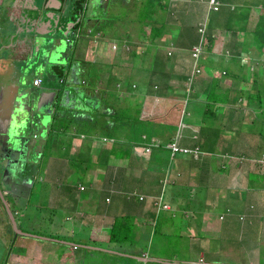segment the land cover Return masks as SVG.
Instances as JSON below:
<instances>
[{"label": "crops", "instance_id": "1", "mask_svg": "<svg viewBox=\"0 0 264 264\" xmlns=\"http://www.w3.org/2000/svg\"><path fill=\"white\" fill-rule=\"evenodd\" d=\"M108 1L109 0H98V2L102 5H106ZM124 1L128 3L130 0H124ZM184 1L186 0H174V2L177 4L179 2H184ZM218 1L221 2L222 0H218ZM232 1H235L236 3H241L240 5L248 6L247 7L248 9H252V10L256 9L257 11H259V7L261 8L264 7V0H260V3H256V4L253 3L246 4V2H249V0H232ZM71 2L73 3V0H0V134L3 135L5 131H8L9 127L12 126L11 122L14 119L13 115L17 113L15 110V106L17 104V98H19L20 91L24 93V90L27 88V85L37 88V90H39L40 92L51 91L55 89L59 91V95L60 93H63L60 97L62 98L64 94L67 93V90L63 86L62 88L59 89L58 86L62 84H67V85L73 84L74 86H76V85H80L81 81L84 82V80H87L89 84L92 87H94L93 89L96 90L97 93H99L100 88L106 86L107 88L115 87V82H117L118 84L120 83L119 77L120 78L124 77V74L121 75V70H120L124 62L129 63L130 61V69L132 74H134V72L136 71V67L138 66V63L134 58L135 55H132L133 51L136 50L132 46V43L136 41L139 42L140 40H142L143 37L139 35L140 33H138V31L134 29L133 24L126 25L124 22H122L123 28H125L123 36H125V34L128 33H130V36H126L125 38H122L123 36L121 37H117V35L113 36L114 32L112 33V35L106 34L102 30L104 25L100 24V27L102 29L101 30L98 29L99 25L97 21H95L96 16L94 15V11L96 8L94 7L90 9V13L89 15H87L86 12L89 9V7H87L83 10L82 20L80 21L79 30L77 31L76 34L77 38H75V39H79V38L85 39V43L84 46L82 47V50L79 48L80 50L76 52L75 58L72 59L71 66L74 67L73 73L71 74L72 68H70L67 70L68 73L66 72L65 76H62L63 70L61 66L65 62L52 63L51 68L47 71L30 70L26 72V69L29 67L28 66L29 63H31V58L33 54H35L36 52L35 50L38 48L35 40L39 34L50 32L52 29H54L57 26L59 28L62 27L61 29L67 31L68 33L69 30L67 29V25H69V27H74L72 24L69 23L71 22V20L75 18L77 12L73 11L72 13L68 11L69 4ZM174 2L172 1V4L170 6L169 0H154V4L156 5V10H159L157 15L159 18H161L162 23L166 25H169L168 14L169 11L171 10V7L174 6L173 5ZM195 2H196L195 5L198 6V10L201 12V16L198 18L196 12H192L190 14L182 11L183 16L181 18H183V22L184 25H186V27H188V25H194V23L195 24L200 23L205 19L207 25L210 22V15H211L210 13H212L210 8V0H195ZM193 10H196L194 6H193ZM172 16H174V13H172ZM109 22L110 20L107 21L108 25ZM117 23L118 22H116V24ZM185 32L188 31L184 29V33ZM113 42L120 44V49L116 53L111 52L110 50L111 48L110 45ZM108 50L110 51L111 54L109 53ZM243 52H242V57L244 58L247 57L249 59L252 58L254 59V57L257 58L254 53L249 54L250 51H243ZM218 54L221 53L215 54L216 57L219 58L220 56ZM68 55L69 54L67 53L66 56L68 57ZM230 55L231 53L228 50L225 51L224 63H222V66L220 64L219 66L214 67V71L216 74H218V82L220 83V85L223 88H227L228 91L230 92L232 91L234 95L236 94V96L234 97L237 98L238 102L237 104H228L229 107L227 106L228 114L226 119H223L225 114H219V116L216 117V119L214 120L215 123L213 125V128H207L206 126L204 127L200 125V128L192 132L193 135H198V136L201 135V137L205 138L208 136L209 132L217 131L216 134H223L224 136V133H229L232 137L237 138L243 135V133L248 134V132L251 130V129H245V126H243L241 122L246 121L247 119L246 111H248V109L254 111V109H256V107L259 106L258 104L259 102L256 100L257 101L256 107H253L252 104L255 100L253 101V99L246 98L247 97L246 90L239 88L241 82L239 83L238 81L239 77H237L238 76L237 72L235 73L234 77L232 75V72L238 70L237 62H241L242 59L238 58L237 56L233 63L232 56ZM111 56H113V59L110 60ZM260 56L261 58H263L264 53ZM178 58H176V60ZM249 59H248V65L249 62L251 61ZM101 60L102 63H100ZM82 61L84 64H80ZM256 61H257L256 63L257 70L260 69V71L258 72L260 75H263L264 64H261L262 67H260L258 64L260 63L261 60L259 59ZM88 62L89 63L95 62L102 64V67H100V69H103V65L109 64L110 66L108 67L111 70L106 69V71L104 70V72L102 70L101 73L102 74L104 73V75L102 74L99 75L98 73L97 74L98 77L94 78L91 76L90 71H86V74L84 72L85 65ZM182 62L185 64V61ZM234 67L237 70H235ZM115 68L117 69V75H118L116 80L114 79ZM251 69L253 68L251 67ZM57 72H59V75H56ZM131 72L128 73V75L131 74ZM37 78H41V82L39 84H34V81ZM163 78H164L163 76H159V77H155L154 79L161 80ZM138 80L140 81L142 80V78L137 77V79H135L136 83L139 82ZM171 81H175V80L172 79ZM142 83L143 86H145L144 79ZM259 83L261 82L258 81L257 84ZM129 84H130L129 82L125 83V85H129ZM85 87L84 86L81 87L83 92L82 95H87L86 98L89 100L91 96L94 97L93 96L94 94H89L88 92L91 91H88L87 88ZM67 94L65 95V97H63L64 99L63 103L67 101L66 100ZM59 95H57L56 103H58V101L61 100L59 98ZM150 97L152 99H150ZM158 97H160V95L156 93L147 95L145 97V99L147 100V107L148 106L150 108L153 107L154 104L153 101H155V99ZM90 103H92V99H90ZM54 106H53V111H54ZM143 107L146 106L143 105ZM158 108L159 106L155 104L154 110H157ZM98 115L99 113L96 115V118L98 117ZM143 115H145L144 119H151L152 117V115L147 112V109L143 110ZM86 116L88 117V114H84L81 117L84 118ZM151 120L157 121L154 119ZM37 124L41 126L45 125L44 123H37ZM150 126L152 127V129H156V127H153L154 124ZM262 128L264 130V125L262 126ZM17 129L19 130V132L17 133L18 135L22 134V132L24 131L23 128H21L20 126H17ZM34 131L37 132V129H34ZM260 132L261 129L260 131H257V133L261 136V139L258 141L256 146L257 153L256 155L254 154L252 155V157L256 158L257 160L255 167L251 166L247 162H243V163L237 161L235 163L230 162V159H228L227 161L225 160L221 164L218 163L208 164L211 165L210 170H215L216 168L214 167L215 165H217L220 168L219 170L224 168V166L227 167V165L229 166V169L235 167V174H236L235 177L236 178L240 177L239 179H237L238 186L234 188L236 190H233L235 178L233 180L230 179L225 180L222 178L200 177L198 179H194L196 182L193 181V179H187L185 181H182L181 183L176 184L175 180L172 181L170 179H167L168 175H166L167 173L166 172L165 176L157 173L160 176L159 181L156 180L155 182H153L156 191H154L153 188H151L148 194L147 193L144 194L138 189H136V187L134 186L133 190L130 191L131 193H133L134 195L133 197H129V196L126 197L125 194L123 193L115 194L114 197H111L108 195L107 196L104 195L103 192L105 189L104 186H106L107 181L105 179L102 180L103 176L99 174L100 176H97V179H94L93 177L92 184L89 185L87 188L84 183L80 182L79 184L81 187V191L78 190V192L76 193L77 195H72L75 194L71 192L73 190L72 188L74 187V185L72 187L71 186L72 184L70 185V183L65 179L63 180L55 179L58 183L63 182V186H64V188L62 189L63 195L60 196H64L65 199H63V202H61L63 204L60 206L61 209L60 212L66 211L68 213L66 219L68 221H71L72 222L71 224L80 226L82 229L83 227H88V230H90L84 242L81 241V242L72 243L73 246L75 244L79 246L78 249L74 248L73 250L78 251L81 247H83V244L87 243V245H84L85 248L87 247L88 249H90V251L88 252L96 256L98 255V253H100V251L105 252V250L95 248L94 246H89V245L100 244L99 245L100 247L103 246L109 249L105 254L107 258L106 257L104 258L102 264H115V263L116 264L118 263L119 264H217L218 260H215L216 258L213 257L212 255H211V259L209 260L206 259L202 245L199 246V255L197 259H195L196 258L195 257V258H191L189 261H183L178 257H176L173 260H171L169 263V261L166 258L152 256L148 251V249L145 248L146 245L141 244L144 241L150 242V237L146 238L140 244L134 243V241L130 239L131 232H133L137 227H140L141 225L149 226V224L152 223L153 219L157 216V214H159L162 211H167V215L170 216L167 217L166 221H169V218L171 217H177L176 213L180 209L177 208L176 202L175 203L172 202L174 201V199L172 200L169 199L170 196L177 199L179 196L182 195L186 196L185 191H188L190 193L192 192L191 195H194V193L198 191L199 193L198 198L200 200H204L205 203L207 204H205L206 206L204 211L194 212L192 216H190L189 218L191 217L193 218L194 216H198V215H205L206 219L209 218V225L202 226V229H205L203 230V233H206L204 231H207L206 234H209L212 231H223L224 234L223 238L226 237L227 239L229 237V239L232 241L233 238H231V231H232L231 228L232 226L230 223L231 221L224 223V225H218L211 216L214 213H216L217 209H224L225 212H223V214L221 213L219 216V218L222 221L226 220L228 216L237 217L241 221L245 231L244 232L245 241H243L245 248L242 249L237 246L238 247L236 252L237 256H240V253L246 252L251 257V262H250L251 264H259L260 262L259 259L261 256L263 257L264 254V214L262 212L264 209V205H263V201L261 200V202H259V205H257L256 208H251L253 205L252 204L253 200L256 198L258 199V197L255 196L254 192L251 193L250 191L264 190V181H263L264 156H260L258 152L260 149H263L260 152L264 154V134L263 131L262 134ZM1 140H3L2 136L0 137V144H1ZM219 140H220L219 143L221 144L227 142V141H222V139ZM242 143H243L242 140L241 142L238 143L236 142L231 143L232 145L239 147L238 151H235V149H230L229 151L222 150L221 153H226L229 156L231 154L245 155L247 150L243 149ZM37 144L34 145V142H31L26 148L27 150L29 149L28 151H31L33 149L35 150L37 148ZM88 144H90V142H88ZM195 144L201 146L200 149L202 150V158L204 159L207 158V155L218 153L214 149H210L209 146H205L200 142L198 143L194 142L190 145L194 146ZM0 147L2 148V145H0ZM32 147L34 148L32 149ZM75 151L77 152V149H75V145H73L71 156H75L79 153L78 152L75 155H73ZM134 153L137 154V157L139 159H144L143 158L144 155H142L143 152H141L140 149ZM36 154H40V152L36 150ZM33 158L36 159L37 157L33 156ZM208 160L209 159H207L206 161ZM191 163L194 164L193 165L194 168L192 167V171H201L197 169V167L200 166L201 164L196 163V161ZM206 163L207 162H205V164ZM52 167L54 168L53 165H51L49 168L46 167L47 176L50 177L49 178L50 180H53V178L51 177H56L51 170ZM115 167L116 166H111L109 167V170L116 175V171L117 170L121 171V168L120 167L115 168ZM131 169L132 168L130 167H127V169L125 168L126 170L125 175L130 180V182L131 180H133L134 182L137 180L141 181V179L137 178L136 176L134 178L131 177L130 179L129 176L131 175L129 174L131 172L130 171ZM144 171L148 174L149 171L153 172L154 170L153 167L152 168L145 167ZM98 173L95 174L98 175ZM189 174L193 175L192 172ZM9 183L13 190H10L9 188L3 190L1 187L0 188L3 190L5 197L7 194H9L12 197H14L16 200L18 194H15L14 192H18V189L17 187H14L12 180H10ZM101 185L103 188H100ZM180 186L185 188L184 189L185 191L182 190ZM99 188L101 190H99ZM174 188H175V193H172V190ZM8 189L10 190V193L7 192ZM84 190H88L91 192H95V191L98 192V190L100 191L101 202H97V203L100 204L99 208L101 206V210L100 209L99 210L97 209L96 211L88 210L89 204L94 203V201L93 200L90 201L89 199H84L81 196V192ZM65 191H70V192L65 193ZM112 191L114 192V190ZM147 197L150 200H147ZM157 197H160V199L156 200ZM84 202H86V209L83 208L82 205V203ZM7 203H8V207H10V203L8 201ZM163 203H167L168 206H170L171 208L169 209L163 208L162 206ZM148 206L152 207L153 211L148 212V210L150 209L148 208ZM5 207H6V203H5ZM22 208L23 206H21V208H17L15 212L18 213L19 211H23ZM11 210L13 211L12 208ZM180 211L182 213L186 212V210H180ZM14 216L16 218L15 214ZM54 217L55 218L51 220V222L55 226L53 232L57 231L58 227L61 228V226H63L62 225L63 222L60 221L58 222L59 218L58 216H56V214ZM88 221H93V224L89 225ZM117 221H119L120 224L123 222L130 223L131 232L129 234V237L126 236L124 242H119L117 240V238L122 235L121 231H118L117 235L116 234L114 235L113 238L114 240L110 238V230L114 228ZM72 230L74 229L72 228ZM258 235H261L262 238L257 237ZM53 241L55 240L53 239ZM211 241H213V238L210 239V242ZM231 243L233 242L229 243V247ZM254 256L255 258H253ZM109 257L114 259H109ZM100 258L101 255L92 257V259L98 264L100 263ZM87 260L88 258L85 257L84 254L77 253L76 258L75 260L73 259L72 263L84 264ZM237 260H239V258H237Z\"/></svg>", "mask_w": 264, "mask_h": 264}, {"label": "rangeland", "instance_id": "2", "mask_svg": "<svg viewBox=\"0 0 264 264\" xmlns=\"http://www.w3.org/2000/svg\"><path fill=\"white\" fill-rule=\"evenodd\" d=\"M85 1L86 0H84V2ZM145 1L146 0H143V1L142 0H130L127 3L124 0H109L106 3V5H102L98 2V0H89L88 4L91 7L90 9L94 7L96 8L94 11V15L96 16L95 21H97L99 25L98 29L99 30L102 29L100 27V24L107 26L108 28L104 30L106 33L114 32L116 34H113V36L117 35V37H121L124 35V31H125V28H123L122 22H124L126 25L135 24L137 26L138 13L140 12V9L143 6V3L144 4L146 3ZM172 1L174 2V0ZM172 1L169 0L170 6L172 4ZM249 2L250 4L251 3L256 4L260 2V0H249ZM195 4H196L195 0H186L184 2H179L178 4L174 2L173 4L174 6L171 7V10L169 11V14H168L169 25H167V30H169L171 37L179 38L180 40L185 38L184 29H182V27H185V25L183 24V18H181L183 16L182 11L190 13V14L192 12H196L197 17L199 18L201 16V12L198 10V6H196ZM193 6L196 8V10H193ZM90 9L88 10L87 15H89ZM172 13H174V16H172ZM257 15H258V12H257ZM255 17H256V12H254V15L253 14L251 15V18L248 21L247 26L249 30L253 29V26L256 22L255 19H257V17L256 18ZM108 20H110L109 25L107 24ZM205 21L206 19L203 20L202 22L204 23ZM116 22L118 23L116 24ZM191 26H195V23L194 25H190V27ZM126 36H130V33L125 34V36H123L122 38H125ZM251 37L253 38V36ZM75 38H74L75 41L72 43V45L70 47L69 46L66 47L64 49L63 54L59 56L58 58V59H62L63 63L65 62L61 66L63 70V74H66L67 70L70 68H72L71 74L73 73L74 67L71 66L72 59L75 58L76 52L79 51L80 49L82 50V47L84 46L85 39H82V38L75 39ZM182 42L180 44H182ZM217 44H216L217 46L215 47V53H222L223 52L222 45L220 43H217ZM110 46H111L110 48L111 52H114V53L118 52L120 49L119 43L113 42ZM132 46L136 50L139 47H141V50L146 49V51H148L149 40L142 39L139 42L138 41L133 42ZM193 50H195V48H193ZM179 51L183 55H180L177 60L176 58L173 59V56H171L169 58V61H171L172 63L174 62L176 64V70L180 73H183L184 63L182 61H185V63H188L187 61H189L191 57L189 55V52H187L188 50H185L186 52H184L183 49L180 48ZM163 52H166V51L162 50V53ZM67 53L69 54L68 57L66 56ZM133 53L132 55H134ZM137 54L138 55L135 56V59L138 65H141V56H140L141 53L138 52ZM162 55L166 58L167 52L166 54H162ZM111 59H113V56L110 57V60ZM148 59L149 58L146 57L147 61ZM260 60H261L260 63L264 64V56ZM100 63H102V60ZM80 64H84L83 61ZM249 64H251L250 68L252 67V68L257 69L256 67L257 64L255 65V63H252L251 61L249 62ZM108 66L110 65L109 64L104 65L103 68L105 71L106 69H110ZM97 70H98L97 64L89 63V62L85 65V68H84V72L90 71L91 76L94 78L98 77V75L95 74ZM120 70H121V75L123 74L126 75L130 73L131 72L130 61L129 63L124 62ZM157 70H161V69H157ZM101 71L102 69L99 70V75H101ZM138 71H142V70L138 68V70H136L134 74L142 79H145L146 77L149 76V74H145L144 72L141 73ZM258 71H260V69H258ZM56 75H59V72L56 73ZM117 77H118L117 69L115 68L114 79L116 80ZM154 77H159V75H154ZM260 77L261 78L259 81L261 83L257 84V87H259L258 91L260 90L262 92V96H264V73ZM173 79L175 81H171L172 79L170 81L173 83L180 84L179 79L177 78H173ZM213 79L215 80V82H218V78L213 77ZM142 84L143 83L141 82V86ZM183 85H185V83H183L182 86ZM29 86L30 85H27V87ZM62 86L67 90L68 94L65 93L63 96L65 97V95L67 94V97H66L67 101L63 103L64 102L63 97L60 98L61 100L59 102V106L54 107V111L50 113L49 117H47L48 119L46 122L44 120L45 122L44 126L38 125L36 122H34L33 124V121L31 119L33 118L34 114L30 113L33 110L30 109L29 105H27V107L25 106V101H20L19 98H17L16 106L19 104V101H20L24 104V107H26L27 110H30V112L24 111L27 114L23 115V117H25L27 121L24 122L25 129L22 132V134H20L19 136L29 137L28 142H26V144L28 143L27 146L31 142H34V145L38 143L35 151L40 150L41 152L40 154H36L34 150H32V152L29 153V157L31 158L33 156H36L37 158L35 160L31 158L32 160V162H30L32 163L31 169L27 173V176L24 175L23 177L21 176L22 175L21 174L20 178L18 177L17 183L12 181L13 185H15V187H17L19 191V192H14L15 194H18L17 195L18 200L16 199L17 200L16 201L15 198L9 194L6 195V199L10 203V207L13 209L14 212L16 211L17 208H21V206H23L22 208L23 211H19L18 213L15 212L14 214L16 215L20 230L28 234L18 233L15 230L14 226L12 228L11 217L8 214V210L5 208L4 199L0 195V264H73L72 263L73 259L75 260L77 253L84 254V256L88 258V260L84 264H98L92 259V257L101 255L99 264H102L104 258L106 257L105 254L107 250H109L103 246L100 247L99 246L100 244L99 245H89V246H94L95 248L105 250V252L100 251V253H98V255L96 256L88 252L89 250L86 249L84 246L86 244H83V247H81L78 251L73 250L74 247L72 243L81 242V241L84 242L90 230H88V227H83L82 229L80 226L71 224L72 222L66 219V216H68V213L66 211L60 212L61 211L60 206L63 204L61 202H63V199H65L64 196H60V195H63L62 189L64 188V186H63V182L58 183L55 179H62V180L65 179L66 181L70 183V185L72 184L71 185L72 187L74 185V187L72 188L73 190L71 192L75 193L72 195H77L76 193L78 192V190L81 191V187L79 183L84 182L87 188L89 185L92 184L93 177L94 179H97V176H100L99 175L101 172L100 167H102L103 165L102 163L98 162V160L96 159V156H91L94 158H92L90 162L96 165V167H98L97 170L100 171L98 175H95L93 177L92 175H89L90 174L89 171L87 173H84L82 169H77V167L73 165L72 160L82 159V158L87 157L89 155V148L93 147V145H91L90 147V145L86 143L88 140L84 138V135H81V136L85 140L86 144H84V140L79 139V137L75 138L74 135L69 132V130L63 132L64 125H62V121L60 120V117L68 115L70 111L76 114L74 123L71 125V127L74 128L75 131H77L76 125L78 126L80 122L83 120L81 116H83L84 114L92 115L94 113L92 109L86 106V103H88V99L82 96L83 94L82 89L76 90L78 95L80 96L79 97L72 90V87H74L73 84L72 85L62 84L58 86L59 89L62 88ZM247 86H249V83L246 84L244 82L242 84L243 88H247ZM242 87L239 86V88H242ZM253 91L255 92V89H253ZM88 93L94 94V95L98 94L96 90H92V92H88ZM19 94L22 97H24V93L22 91H20ZM164 98L165 97H162V96L156 98L155 101H153L154 103L153 107L150 108L149 106L148 107L146 106V107H143V110L147 109L148 113H150L151 115L152 113H154L155 118H159L163 121H165L164 118L162 117L164 113L171 114L170 119L174 121V126H172V135H171L172 139H170L169 141L175 140V141H179V145L181 146H186V145L191 146L190 144H192V141L190 140V138H188V136L192 135V132L194 130L187 126H184L183 128L182 127L179 128L180 126L179 118H180V115L182 114L183 108L185 107V102L183 101V98L178 97L174 101H171L170 99H164ZM96 104H97L96 105L97 107L101 108L100 103L96 102ZM155 104L157 106H163L164 109L161 110L159 113L155 112L154 110ZM256 104H257V101L255 100L252 106L256 107ZM173 105H175L176 108H171ZM180 108H182V111ZM258 108L260 107L259 106L256 107V110ZM17 109H21V108H17ZM256 110L254 109V111H252L251 109H248V111H246L247 113L244 112L247 114V119L246 121L241 122V124L245 126V129L252 130V131L250 130L248 134L243 133V135L237 138L232 137L229 133H224V136L223 134H217V135L211 134L206 137L205 139L206 142L203 141V144L205 146H209L210 149H214L218 153L207 155L206 159L202 158L201 160L196 162V163L201 164L200 166H198L199 168L197 167V169L201 171H192V167L194 168L193 166L194 164L191 163V160H190L191 156L181 155L177 159H175V156L174 157L172 156L170 161L175 163V165H173L174 172L171 174L167 173L168 175L167 179H170L172 181L175 180V183L178 184L187 179H193V181H195L194 179H198L200 177L222 178L225 180H229V179L233 180L235 178L233 190H236L234 188L238 186L237 179H239L240 177L238 178L235 177L236 176L235 167H232L231 169H229L228 165L227 167L223 165L224 166V168H222L223 170L222 169L219 170L220 168L217 165H215L214 166L216 167L215 170H210L211 165H208V164L209 163L221 164L225 160L227 161L228 159H230V162H234V163L236 161L242 162V163L247 162L251 166L255 167L257 160L256 158L252 157V155L253 154L256 155L257 153L256 146H257L258 141L261 139V136L257 133V131H260V129H262V126H263L262 123H260L259 126L258 124H254L253 119L256 117V113H255ZM262 110H264V104L257 111V114ZM219 111H220V114H225L223 119H226L227 114H228V108L223 107ZM57 113L59 114L61 113L59 117L57 116ZM22 114L24 113L22 112ZM173 116H176V119H174ZM262 117L264 118V116ZM166 123H169V122H166ZM150 124L151 123H149V127L151 128ZM49 128L53 129L52 132L49 130ZM34 129H37V132L34 131ZM48 130H49V133H48ZM263 134H264V130H263ZM20 137H18V141H20ZM240 138L243 142L242 143L243 149L247 150L245 155L231 154L230 156H228V154L226 153H221L222 150L229 151L230 149H235V151H238L239 147L232 145L231 143L241 142ZM104 139H105V136H102V140ZM208 139L211 142V144L207 143L209 142ZM219 139H222V141H227V142H224V144H221L219 143L220 141ZM109 141L113 143L112 139H109ZM21 142H18V143H21ZM95 143L96 144H94V147H96L97 143L99 144L98 146H100L102 142L100 143L95 142ZM73 145H75V149H77V152L75 151L73 155L79 152L75 156H71ZM262 150L263 149H260L258 151L260 156L264 155L262 154V152H260ZM143 151L146 152L145 149ZM176 155H179V153H176ZM0 158L2 160L1 161L2 164L5 165L7 161L4 159V156L2 155L1 151H0ZM207 159L209 160L206 161ZM111 160L112 162H114L112 165H115L116 166L115 168H118V167L126 168V169L127 167L132 168L129 174L131 175L129 176L130 179L131 177L134 178L135 176L141 179V181L137 180L135 182L131 180V182H129V188H127L126 191L133 190V188L131 187V184H133L136 187V189H138L144 194L145 193L148 194L151 188H153V190L156 191L153 182H155L156 180L159 181L160 176L157 173H159L160 175H164L166 173V169L163 167L160 168L161 171H158L155 167H153L154 171L148 172V173H153V174L149 175L144 171L143 168L149 167L151 164L149 165L141 164L140 165L141 167L139 166L136 167L135 164L134 165L132 164L133 161H131V158L125 156L123 152L116 153L115 155H113ZM205 162L207 163L205 164ZM51 165L54 166V168L52 167L51 170L53 174H55L56 176V177H51L53 178V180L49 179L50 177L47 176V171H46V169L49 168ZM1 171L2 170L0 167V187L4 190L8 187H11L9 181L12 179H10L7 175L6 176L8 178L5 179V177L1 174ZM191 172L193 173V175L189 174ZM140 186L143 190L140 188ZM180 187L182 188V190L185 189L182 186ZM100 188H103L102 185ZM100 188L99 190H101ZM99 190L98 192L96 191L91 192L88 190H84L81 192V196L84 199H89L90 201L91 200L94 201V203L89 204L88 206L89 211H96L97 209L101 210V206L99 208L100 204L97 203V202H101ZM111 190H114V189L112 188ZM7 192L10 193V190L8 189ZM69 192L70 191H65V193H69ZM103 192L105 196L108 195L111 197H113L114 195L113 193H115L113 191H109L108 189H104ZM250 192L251 193L254 192L255 196L258 197V199L256 198L253 200L252 204L254 206L259 205V202H261V200L263 201V205H264V196H263L264 190H258V191L254 190ZM172 193H175V188L172 190ZM191 193L188 191H185L186 196L182 195V196H179L177 199L173 198L172 196H170L169 198L171 200L174 199V201L172 202L174 203L176 202L177 208H179L180 210H186V212L182 213L180 210H178V212L176 213L177 217H171L169 218V221H166L167 217H170V216L167 215V211H162L159 214H157V216L153 219L152 223L149 224V226L141 225L140 227H137L133 232H131L130 239H132L134 243L140 244L146 238L150 237V242L144 241L141 244L146 245L145 248L148 249V251L150 252L152 256L166 258L169 261V263L171 260H173L176 257H178L179 259L183 261H189L191 258H195V257H196L195 259H197L199 255V246L202 245L203 251L205 252L206 259L207 260L211 259V255H212L213 257L216 258L215 260H218L217 264H251L250 263L251 257L246 252L240 253V256H237V253H236L238 247L242 249L245 248V245L243 244V241H245L244 239L245 231H244L241 221L237 217H234V216H228L226 220L222 221L219 218V216L221 213L223 214V212L225 211L224 209H217L216 213H214L211 217L216 221L218 225H224V223L231 221L230 222L232 226L231 227L232 228L231 238H233L232 241L229 239V237L227 239L226 237L223 238V235H224L223 231H212L209 234H206L207 231H204L206 233H203V230L205 229H202V226L209 225V218L206 219L205 215H198V216H194L193 218L192 217L189 218V217L192 216L194 212L204 211L205 206H206L205 204L207 203H205L204 200H200L198 198L199 196L198 191H196L194 195H191ZM147 200H150V199H148L147 197ZM82 205H83V208L86 209V202L82 203ZM148 208H150L148 212L153 211L152 207L148 206ZM165 208L169 209L171 207L167 206ZM262 212L264 214V209ZM55 214L59 218L58 222L59 221L63 222L62 224L63 226H61L60 228L56 225L59 231L57 230L53 232L55 229V226L51 222V220L55 218L54 217ZM154 221H155V224H154ZM88 224L89 225L93 224V221H88ZM72 228L74 230H72ZM257 237L262 238L261 235H258ZM52 238L55 241H53ZM212 238H213V241L210 242V239ZM230 242H233L234 244L231 243L229 247ZM237 258H239V260H237ZM253 258H255V256ZM109 259H114V258L109 257ZM259 261H260L259 264H264V254H263V257L262 256L260 257Z\"/></svg>", "mask_w": 264, "mask_h": 264}, {"label": "trees", "instance_id": "3", "mask_svg": "<svg viewBox=\"0 0 264 264\" xmlns=\"http://www.w3.org/2000/svg\"><path fill=\"white\" fill-rule=\"evenodd\" d=\"M145 2L146 3H143L138 13L137 26L133 24L134 29L143 37L142 39L149 40L148 51H146V49L141 50V47L134 51L135 56L138 55V52L141 53V65H138L136 70L139 68L142 71L138 72L149 74V76L144 79L145 86H143V84L141 86L143 79L140 81L138 80L139 83H136L135 79H137L138 76L135 74H126L123 78L119 77L120 83L118 84L115 82V87L107 88L106 86L100 88L99 93L93 95L94 97H90L89 95L90 98L86 106L92 109L94 114H88L90 116L84 117L78 126L75 124L77 131L71 127L74 123L76 114L70 111L71 114L67 112L69 113L68 115L60 117L62 125H64L63 132L69 130L75 138L79 137V139L82 140L84 139L81 135H84V138L88 140L86 143L90 142V147L91 144H93L94 147V144H96L95 142H102L100 146H98L99 144L97 143L96 147L89 148V155L87 157L75 160L72 158V163L77 169H82L84 173L89 171V175L93 177L100 172L97 170L98 167L90 162L91 159L94 158L91 156H96L98 162L103 164L102 167H100V174L103 176L102 180L105 179L107 181L104 187L109 191H112V188L114 189L115 193H113V197L115 194L122 193L125 194L126 197L134 196L130 191H126V189L129 188L130 180L125 175V168L120 167L121 171L117 170L116 175L109 170V167L115 166L112 165L114 162H112L111 159L116 153L123 152L125 156L131 158V161H133L132 164H135L136 167H141V164H151L149 168L155 167L158 171H161L160 168L163 167L169 174L174 172L173 165H175L174 162L170 161L171 157L175 156V159H177L181 156L179 151H175V143L179 145V141L171 143L162 142H167L172 139L171 135L174 121L170 119L171 114L164 113L162 116L164 120L169 123L163 120L152 121L151 119H157L154 113H152L151 119H144L143 105L147 106V100L145 99L147 95L156 93L165 97L164 99H170L171 101L181 97L185 102V107L183 108L186 112L184 121L187 124H194L196 119L200 125L213 128L215 123L214 120L220 114L219 110L223 107H229L228 104H237L238 102L237 98L234 97L236 94L234 95L232 91L230 92L227 88H223L219 82H215L213 79V77L218 78V74H216L217 76L214 74V67L220 64L222 66L225 60V51L228 50L231 53L230 56H232L233 63L237 56L242 59L241 62H237L238 70L234 67L237 71H233L232 75L234 77L237 72V77H239L238 81L239 83L241 82L239 85L240 87H242L244 82L246 84L249 83L247 88L242 87V89L247 92L246 98L257 100L260 108L264 104V96H262L260 90L258 91L259 87L256 85L262 75L259 74L257 69L250 68L251 65H248V57H242L243 51H250L249 54L254 53L257 58L254 57V59L252 58L249 60L256 65V60L261 59L260 55L264 53V7H259V11L256 9L252 11V9L247 8L248 6H242L240 5L241 3H236L232 0H222V3L216 0L219 5L221 3V6H219L218 8L220 9L216 11L215 5L210 4L212 13H210L209 24L206 27H203L206 22L196 23L195 26L191 27L190 25H188V27L185 25V27L182 28L186 29L188 32H185L184 39L179 40V38L170 36L167 25L162 23L161 18L158 17L157 14L159 10H156L154 0H146ZM246 4H250V2H246ZM254 12H256L257 19H255L256 22L253 29L249 30L247 26L248 21L251 15H254ZM107 28V26H103L102 30L104 33H106L104 30ZM106 34L112 35V32ZM251 36H253V38ZM181 42L182 44H180ZM217 43L222 45L223 51L221 54H218L220 56L219 58L215 55ZM198 46L200 48L199 50H193V47ZM180 48H182L184 52L188 50L187 52H189L191 57V59L187 61L188 63L184 64L183 73L178 72L176 70V64L169 61L171 56H174L173 58H178L180 55H183L179 51ZM162 50L167 52V59L162 55L166 54V52L162 53ZM168 50H171V53H169ZM192 52L198 53L199 55L191 56ZM146 57L149 58L148 61ZM95 64H97L98 69L95 74H98L102 64ZM258 65L262 67L261 63ZM196 68L201 72L197 71ZM102 70L104 72V68ZM102 75H104V73ZM154 75L163 76L164 78L161 80L154 79ZM62 76H65V74L62 73ZM174 77L179 79L180 84L170 81ZM126 82L130 84L125 85ZM183 83H185V85L182 86ZM83 86H86L85 88H87L88 91L92 92V90H94V87H92L87 80H84V82L81 81L80 85L74 86L72 90L79 96L76 90L81 89ZM253 89H255V92ZM62 94L63 93H60L59 98ZM82 96H84V98L87 97V95ZM90 99H92V103H90ZM150 99L152 98L150 97ZM59 102L60 101H58L54 107L59 106ZM96 102L100 103L101 108L96 106ZM171 108H176V106L173 105ZM260 108L257 110L255 109L256 117L253 119L254 124H258V126L260 123L264 125V118L262 117L264 116V110L257 114ZM163 109V106H159L155 112L159 113ZM98 113L99 115L96 118ZM60 114L57 113V116L59 117ZM173 118L176 119V116H173ZM180 119L181 117L179 121ZM149 123H151L150 125L154 124L153 127H156V129L150 128ZM49 130L52 132L53 129L49 128ZM262 131L263 128L261 129V134ZM216 133L217 131H211L208 135H217ZM102 136H105L104 140H102ZM109 139H112L113 143H111ZM205 139L206 137H201L199 142L203 144V141L206 142ZM86 143L84 140V144ZM145 148H147L146 153L143 151ZM139 149L143 152L142 155H144V159H139L137 154L134 153ZM38 152L41 151L38 150ZM1 153L7 154V152ZM176 153H179V155H176ZM190 155L191 162H195L196 159L193 154L190 153ZM148 174L152 175L153 173ZM131 186L132 188L134 187L133 184H131ZM159 199L160 197H157L156 200ZM11 225L13 228L12 222ZM130 230V223L123 222L120 224L119 221H117L114 228L110 230V238L114 240V235H117V232L121 231L122 235L118 237L117 240L119 242H124L126 236L129 237ZM85 244L87 245V243ZM75 246L76 248L73 247L78 249L79 246ZM86 249L88 248L86 247ZM88 250L90 251V249Z\"/></svg>", "mask_w": 264, "mask_h": 264}, {"label": "water", "instance_id": "4", "mask_svg": "<svg viewBox=\"0 0 264 264\" xmlns=\"http://www.w3.org/2000/svg\"><path fill=\"white\" fill-rule=\"evenodd\" d=\"M88 2L89 0H86L85 2L84 0H73V3L71 2L69 4L68 11L72 13L73 11H76L77 14L75 15V18L69 23L74 27H69V25H67V29L69 30L68 33L67 31L62 30V27L59 28L57 26L50 32L39 34L37 36L35 42L37 43L38 48L35 50L36 52L33 54L31 63H29V67L26 69V72L30 70L47 71L51 68L52 63H61V61L63 62L62 59L58 58L63 54L66 47H70L72 45L74 38L77 37L76 34L79 30L80 21L82 20L83 10L87 7L90 8ZM57 95H59V91L55 89L51 91L40 92L37 90V88L32 86H29L24 90V97L19 95V100L25 101V106L27 107V105H29L30 109L33 111L30 112V110H27V108L24 107V104L19 101V104L15 108L17 113L13 115L14 119L11 122L12 126L9 127L8 131H5L3 135L0 134V137L2 136L3 139L4 150L7 152L6 155H3L4 159L7 161L6 164H2L1 158L0 164L4 169L3 172L5 175L12 179V181L17 182L18 177L20 178V174H22L21 176L23 177L24 175L27 176L32 164L30 162H32L31 158L33 157H29V153H31L32 150L30 148L31 151H28L29 149L27 150L26 148L28 144H26V142H28L29 137H20L17 134L19 132L17 126H20L23 128V130L25 129L24 122H26L27 119L23 117V115H26L27 113L24 111L34 114L35 117L32 114L33 118L31 119L33 122L45 123L44 120H47V117H49L50 113L53 112V106L56 103ZM22 112L24 114H22ZM18 137H20V141H18ZM34 152L36 153L35 150ZM33 160H35V158H33ZM7 210L15 230L21 234H28L19 229L11 208L7 206Z\"/></svg>", "mask_w": 264, "mask_h": 264}, {"label": "clouds", "instance_id": "5", "mask_svg": "<svg viewBox=\"0 0 264 264\" xmlns=\"http://www.w3.org/2000/svg\"><path fill=\"white\" fill-rule=\"evenodd\" d=\"M214 1V2H213ZM210 4H213V5H216L217 4V6L219 7L220 5H219V3L218 2H216V0H210ZM220 8H218V9H216V11H218ZM207 26V23L206 24H204L203 25V27H206ZM193 48H195V47H193ZM169 53H171V50H169ZM193 54H194V52H192L191 53V56H193ZM197 69V71H200L198 68H196ZM201 72V71H200ZM41 79V78H40ZM181 111H182V109H181ZM181 113V112H180ZM185 109H183V111H182V114L180 115V117H181V119H180V126H179V128H183L184 126H187V127H189V128H191V129H193V130H197L198 128H200V124L198 123V121L195 119V123L194 124H192V125H190V124H187L185 121H184V117H185ZM155 120H157V121H159V120H161V119H159V118H157V119H155ZM195 128H197V129H195ZM200 137H201V135H193V133H192V135H189L188 136V138H190V140L192 141V143H194V142H199V140H200ZM162 142H164V143H171V142H177V141H175V140H172V141H167V142H165V141H162ZM160 143V142H159ZM210 144H211V142H209ZM175 147H176V149H175V151H179L180 153H181V155H188V156H191L190 155V153H192L193 154V156H194V158L196 159L195 161L196 162H198L199 160H201L202 159V150L200 149V146L199 145H197V144H195L194 146H181V145H178L177 143H175ZM145 150H146V152H147V148H145ZM0 151H1V149H0ZM1 152H5V150L3 149ZM145 152V153H146ZM174 153V152H173ZM2 155H6V154H3L2 153ZM264 156V155H263ZM0 167H1V174L5 177V179L6 178H8L5 174H4V169L2 168V165L0 164ZM166 175H167V173H166ZM15 183H17V182H15ZM10 190H13L11 187H8ZM1 191H2V194H1ZM0 195L2 196V198L4 199V203H6V208H7V206H8V203H7V199H6V197H5V194L3 193V190L0 188ZM164 205H168L167 203H163L162 204V206H163V208H165L164 207ZM251 208H255V206L254 205H252V207ZM166 209V208H165ZM13 212V211H12ZM14 214V213H13ZM18 227H19V225H18ZM20 229V228H19ZM76 245V244H75ZM74 245V246H75Z\"/></svg>", "mask_w": 264, "mask_h": 264}, {"label": "built area", "instance_id": "6", "mask_svg": "<svg viewBox=\"0 0 264 264\" xmlns=\"http://www.w3.org/2000/svg\"><path fill=\"white\" fill-rule=\"evenodd\" d=\"M213 2H214V1H213ZM215 9H218L217 4L215 5ZM199 49H200L199 46H198V47H195V50H199ZM193 55L198 56L199 54L194 52ZM40 82H41V79H40V78H37V79H35L34 84H39ZM175 148H176V147H175ZM167 206H168V205H164V207H167ZM74 247L76 248V246H74Z\"/></svg>", "mask_w": 264, "mask_h": 264}, {"label": "flooded vegetation", "instance_id": "7", "mask_svg": "<svg viewBox=\"0 0 264 264\" xmlns=\"http://www.w3.org/2000/svg\"><path fill=\"white\" fill-rule=\"evenodd\" d=\"M90 8H91V7H90ZM90 8H89V9H90ZM89 9H88V10H89ZM88 10H87V12H88ZM87 12H86V14H87ZM0 145H2V148L0 147V149L3 150V149H4L3 140H1V144H0ZM20 175H21V174H20Z\"/></svg>", "mask_w": 264, "mask_h": 264}, {"label": "bare ground", "instance_id": "8", "mask_svg": "<svg viewBox=\"0 0 264 264\" xmlns=\"http://www.w3.org/2000/svg\"><path fill=\"white\" fill-rule=\"evenodd\" d=\"M47 121V120H46Z\"/></svg>", "mask_w": 264, "mask_h": 264}]
</instances>
